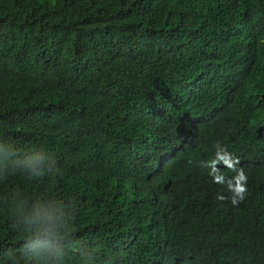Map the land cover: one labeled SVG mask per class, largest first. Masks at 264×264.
I'll use <instances>...</instances> for the list:
<instances>
[{
    "label": "trees",
    "instance_id": "16d2710c",
    "mask_svg": "<svg viewBox=\"0 0 264 264\" xmlns=\"http://www.w3.org/2000/svg\"><path fill=\"white\" fill-rule=\"evenodd\" d=\"M0 264H264V0H0Z\"/></svg>",
    "mask_w": 264,
    "mask_h": 264
},
{
    "label": "clouds",
    "instance_id": "9594fccd",
    "mask_svg": "<svg viewBox=\"0 0 264 264\" xmlns=\"http://www.w3.org/2000/svg\"><path fill=\"white\" fill-rule=\"evenodd\" d=\"M238 160L226 149V147L217 144L214 146V156L212 159L201 162V167L207 169V175L212 183L226 186L229 196L217 195V199H225L233 206H237L244 201L246 195L247 176L242 169L236 168ZM217 164H223L227 169H235V175L226 178L216 167ZM54 222V217L47 210L35 209L30 217V223L39 225L42 234L35 239L26 242L25 254L41 253L48 247L49 235L46 231L48 226Z\"/></svg>",
    "mask_w": 264,
    "mask_h": 264
}]
</instances>
